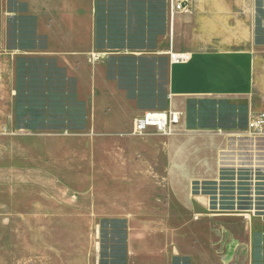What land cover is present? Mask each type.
<instances>
[{
    "label": "rangeland",
    "instance_id": "1",
    "mask_svg": "<svg viewBox=\"0 0 264 264\" xmlns=\"http://www.w3.org/2000/svg\"><path fill=\"white\" fill-rule=\"evenodd\" d=\"M8 10L0 0V50L13 52L15 75L12 117L0 115V264H264V139L250 135L245 113L226 122L220 103L230 149L214 174L193 181L188 214L172 212L178 232L166 239L164 205L154 203L167 191L137 188L150 182L149 153L127 142L139 136L135 119L167 99L164 63L155 77L94 54L70 62L68 46L42 28L47 16L19 0ZM6 96L0 90L1 106ZM212 109L192 103L191 126L211 130Z\"/></svg>",
    "mask_w": 264,
    "mask_h": 264
},
{
    "label": "crops",
    "instance_id": "2",
    "mask_svg": "<svg viewBox=\"0 0 264 264\" xmlns=\"http://www.w3.org/2000/svg\"><path fill=\"white\" fill-rule=\"evenodd\" d=\"M8 1L2 0L5 14L9 12ZM19 1L32 12L35 8L40 20L47 16L41 27L59 36L53 39L54 44L68 46L70 62L87 60L94 54L102 60L144 64L155 77L156 66L164 63L165 73L160 76L168 96L156 109L179 113L180 123L166 136L144 133L127 142L149 153L145 171L150 182L137 188L167 191L165 202L155 198L154 204L164 205L163 210L156 209L165 221L159 228L162 236L170 239L178 232L169 224L172 212L179 210L181 220L188 214L191 184L214 174L219 158L230 149L231 135L225 134L218 122L220 103L226 102V122L232 124L240 112L248 119L255 112H264V0H193L191 11L178 14L173 27L168 0ZM96 43L102 47L98 53ZM172 52L189 53L191 59L172 64ZM9 57L13 52L2 48L0 90L7 96L4 106L0 105V115L10 119L15 75ZM98 78L97 73L91 76L93 82ZM200 102L214 105L212 113L216 116L210 119L211 130L191 126L198 125L199 120L190 123V105ZM195 209L200 211L198 205ZM182 230L180 237L184 238ZM145 232L138 224L135 239L143 248Z\"/></svg>",
    "mask_w": 264,
    "mask_h": 264
},
{
    "label": "built area",
    "instance_id": "3",
    "mask_svg": "<svg viewBox=\"0 0 264 264\" xmlns=\"http://www.w3.org/2000/svg\"><path fill=\"white\" fill-rule=\"evenodd\" d=\"M193 0H168L171 26L174 25L175 17L180 13L191 11ZM189 53L172 52L170 62L172 64H184L189 62ZM180 123V115L177 112L162 110H150L135 119L133 123L134 134L143 135L148 129H155L158 133L169 134L173 127ZM250 135L257 139H264V113L252 116L248 121Z\"/></svg>",
    "mask_w": 264,
    "mask_h": 264
}]
</instances>
